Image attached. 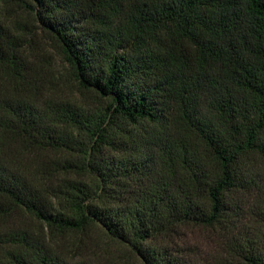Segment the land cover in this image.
Wrapping results in <instances>:
<instances>
[{
  "label": "trees",
  "instance_id": "1",
  "mask_svg": "<svg viewBox=\"0 0 264 264\" xmlns=\"http://www.w3.org/2000/svg\"><path fill=\"white\" fill-rule=\"evenodd\" d=\"M254 160L264 0H0V264H264Z\"/></svg>",
  "mask_w": 264,
  "mask_h": 264
},
{
  "label": "rangeland",
  "instance_id": "2",
  "mask_svg": "<svg viewBox=\"0 0 264 264\" xmlns=\"http://www.w3.org/2000/svg\"><path fill=\"white\" fill-rule=\"evenodd\" d=\"M252 169L254 172L253 175L258 178L256 188L254 189V195L258 194V191H261L264 188V166L261 164L259 160H254L251 163ZM253 205L252 197L247 198L245 209L246 214L245 217L241 220V223L245 227V230H248L250 226L258 225L255 221V225L251 222L249 216V210ZM253 208V207H252ZM251 223V224H250ZM253 226L251 228H253ZM103 236V235H101ZM187 239L191 242L193 246H196L197 250L201 252L204 256L208 258V264L212 261L220 262L223 258L224 251L219 244L216 245V242L211 241L208 236H215L210 232H204L201 230H189L186 233Z\"/></svg>",
  "mask_w": 264,
  "mask_h": 264
}]
</instances>
